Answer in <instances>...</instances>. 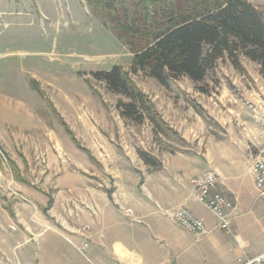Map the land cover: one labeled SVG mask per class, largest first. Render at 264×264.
Here are the masks:
<instances>
[{
	"label": "rangeland",
	"instance_id": "374dc122",
	"mask_svg": "<svg viewBox=\"0 0 264 264\" xmlns=\"http://www.w3.org/2000/svg\"><path fill=\"white\" fill-rule=\"evenodd\" d=\"M247 1L264 13V0ZM97 3L0 0V239L22 228L5 224L3 211L13 217L9 210L17 208L20 218L36 224L27 206L41 219L54 203L62 207L58 175L76 173L78 182L110 196L117 176L143 178L163 167L236 176L264 238V197L250 188V167L264 143L259 64L239 56L234 67L224 56L201 82L181 76L162 85L146 70L132 69L133 54L117 36L113 9ZM115 65L154 103L160 127L121 118L120 96L92 76ZM138 150L161 166L146 164ZM199 259L207 264L203 255Z\"/></svg>",
	"mask_w": 264,
	"mask_h": 264
},
{
	"label": "crops",
	"instance_id": "0c3cea01",
	"mask_svg": "<svg viewBox=\"0 0 264 264\" xmlns=\"http://www.w3.org/2000/svg\"><path fill=\"white\" fill-rule=\"evenodd\" d=\"M201 170L163 167L143 178L130 172L128 179L117 176L110 196L106 190L78 182L81 177L76 173L58 175L63 204L59 209L54 203L48 217L41 219L32 206L27 210L36 224L20 218L17 208L9 210L13 217L3 211L5 224L16 222L22 228L0 239L4 255L0 262L4 258L7 264H201L203 255L207 264H235L242 256L263 252L264 238L241 182L236 176L218 174V189L235 204L229 228L222 230L212 212L195 198L191 179ZM250 188L254 189L252 174ZM178 207L202 219L205 232L194 234L179 227L171 218ZM193 236L198 245H193ZM84 243L87 247L82 251ZM251 244L257 248L250 251Z\"/></svg>",
	"mask_w": 264,
	"mask_h": 264
},
{
	"label": "trees",
	"instance_id": "16d2710c",
	"mask_svg": "<svg viewBox=\"0 0 264 264\" xmlns=\"http://www.w3.org/2000/svg\"><path fill=\"white\" fill-rule=\"evenodd\" d=\"M97 1L113 9L117 36L133 54L132 69L146 70L162 85L181 76L201 82L224 56L234 67H239V56L258 63L264 77V13L247 0ZM92 76L120 96L116 108L121 118L134 124L148 120L160 127L154 103L126 71L115 65ZM138 155L154 168L161 166L142 150Z\"/></svg>",
	"mask_w": 264,
	"mask_h": 264
},
{
	"label": "built area",
	"instance_id": "2783aa9c",
	"mask_svg": "<svg viewBox=\"0 0 264 264\" xmlns=\"http://www.w3.org/2000/svg\"><path fill=\"white\" fill-rule=\"evenodd\" d=\"M254 178V188L260 196H264V143L259 149L250 167ZM195 190L197 202L202 204L216 217V227L222 230L229 228L231 211L234 209V201L218 189L219 177L213 170H206L197 178L191 179ZM172 220L181 228L194 234L205 232L206 226L202 219L196 217L193 212L185 207H178L171 212ZM83 228H87L84 226ZM87 243L80 249L84 250ZM235 264H264V251L252 256H242Z\"/></svg>",
	"mask_w": 264,
	"mask_h": 264
}]
</instances>
